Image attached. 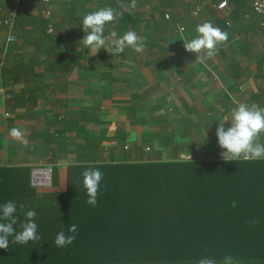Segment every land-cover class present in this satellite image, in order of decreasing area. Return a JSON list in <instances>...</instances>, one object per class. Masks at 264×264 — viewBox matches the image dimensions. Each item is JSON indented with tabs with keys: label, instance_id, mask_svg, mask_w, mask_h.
I'll list each match as a JSON object with an SVG mask.
<instances>
[{
	"label": "crops",
	"instance_id": "0c3cea01",
	"mask_svg": "<svg viewBox=\"0 0 264 264\" xmlns=\"http://www.w3.org/2000/svg\"><path fill=\"white\" fill-rule=\"evenodd\" d=\"M220 1L137 0L124 11L117 0H24L25 34L17 25L18 41L7 43L0 27V167L31 181L33 170L51 168L55 186L38 189L63 191L68 168L93 160L122 166L222 158L219 121L239 103L264 108V19L253 0H226L224 8ZM105 7L123 13L106 24L105 35L133 30L146 38L143 52L126 47L112 55L83 45V17ZM47 20L55 31L43 34L38 26ZM205 21L229 39L201 63L183 41ZM13 127L27 147L10 136Z\"/></svg>",
	"mask_w": 264,
	"mask_h": 264
},
{
	"label": "trees",
	"instance_id": "16d2710c",
	"mask_svg": "<svg viewBox=\"0 0 264 264\" xmlns=\"http://www.w3.org/2000/svg\"><path fill=\"white\" fill-rule=\"evenodd\" d=\"M27 20L18 13L24 34ZM49 23L38 26L43 34ZM88 168L104 174L95 206L83 186ZM30 183L19 170L0 167V206L16 204L17 233L26 221L20 205L35 210L41 237L22 245L10 236L0 264H196L229 254L240 264H264V159L93 160L68 168L63 191ZM71 224L78 226L75 241L56 247L57 233L72 234Z\"/></svg>",
	"mask_w": 264,
	"mask_h": 264
},
{
	"label": "clouds",
	"instance_id": "9594fccd",
	"mask_svg": "<svg viewBox=\"0 0 264 264\" xmlns=\"http://www.w3.org/2000/svg\"><path fill=\"white\" fill-rule=\"evenodd\" d=\"M117 3L119 8L124 11H130L137 7V0H131L130 5L122 3L121 0H117ZM122 14L113 7L101 8L86 14L82 19L85 36L80 41L90 50L106 49L112 55L122 53L126 47L133 48L137 53L143 52L146 38L138 36L133 30H128L119 38L114 31L105 35L106 24L114 22ZM180 30L183 31L182 28ZM196 32L198 35L191 40L183 41V46L188 52L198 53L196 61L201 63L206 59H211L216 54L217 45L226 43L229 39V34L226 31L214 26L210 21L198 25ZM202 52L204 55H201ZM9 134L15 140L20 141L24 147L28 146L21 129L13 127ZM262 134H264V108L255 103L251 105L239 103L231 110L230 116L226 115L222 121H219V126L216 129L218 144L222 149H225L221 153L222 158L225 161H239L242 157L251 160L264 159V143L260 142ZM103 175V172L98 168H88L82 173L83 186L88 195L87 203L92 206L97 204ZM20 210L25 215L26 221L20 225L21 231L17 233L14 228L17 223V218L14 216L17 211L16 204L9 201L0 206V211H2L0 221H6L0 222V249H8L9 237L13 235L15 236L14 242L22 245L41 239L37 234L38 225L35 222L37 215L35 210L24 212L23 205H20ZM68 232L72 234H66L63 230L57 233L54 240L56 247L71 245L76 239L75 234L78 233V226L71 224ZM196 264H240V261L229 254L221 260L202 257Z\"/></svg>",
	"mask_w": 264,
	"mask_h": 264
},
{
	"label": "built area",
	"instance_id": "2783aa9c",
	"mask_svg": "<svg viewBox=\"0 0 264 264\" xmlns=\"http://www.w3.org/2000/svg\"><path fill=\"white\" fill-rule=\"evenodd\" d=\"M9 3L8 7L5 9L3 8V5L0 6V27H4L7 30L6 34V41L7 43H14L18 41V35L16 31V24L18 19V13L20 12L19 8L22 6V3L24 0H5ZM52 0H42V2L49 3ZM66 3H73L75 1H81V0H62ZM226 0H222L218 3L219 8L226 7ZM253 12L255 14L260 15L264 19V0H253ZM201 10L200 7H197V9L194 10V15L197 16L199 14V11ZM44 14L47 16L51 15V11L49 9L44 10ZM169 15H167V19H169ZM183 29L185 31V27L181 26L180 29ZM55 31L54 24L52 22L49 23L48 26V33H53ZM0 94H2V90L0 89ZM3 114L5 116H8L9 113L7 111H4ZM52 169L48 168H38L33 170L32 173V183L36 188H45L47 186H51L52 184Z\"/></svg>",
	"mask_w": 264,
	"mask_h": 264
},
{
	"label": "rangeland",
	"instance_id": "374dc122",
	"mask_svg": "<svg viewBox=\"0 0 264 264\" xmlns=\"http://www.w3.org/2000/svg\"><path fill=\"white\" fill-rule=\"evenodd\" d=\"M150 1H154V0H150ZM0 104H1V102H0ZM186 158V160H189V159H187V157H186V155H184V157H181V159H185ZM56 174H57V172H56ZM31 181V180H30ZM32 182V181H31ZM37 190V189H36Z\"/></svg>",
	"mask_w": 264,
	"mask_h": 264
}]
</instances>
